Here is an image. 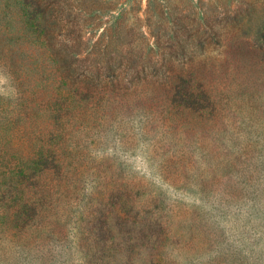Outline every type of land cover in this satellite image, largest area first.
<instances>
[{
	"label": "rangeland",
	"instance_id": "obj_1",
	"mask_svg": "<svg viewBox=\"0 0 264 264\" xmlns=\"http://www.w3.org/2000/svg\"><path fill=\"white\" fill-rule=\"evenodd\" d=\"M169 1L199 9L198 0ZM160 2L119 0L115 14L135 9L145 22ZM217 2L202 0L203 10ZM104 22L84 40L96 42ZM63 26L57 41L67 39ZM223 33L201 60L216 65L209 81L226 94L224 119L185 137L167 133L150 103L104 108L67 126L59 170L51 109L20 106L25 90L49 80L50 54L42 37L0 43V264H264V65L251 49L227 52L241 34Z\"/></svg>",
	"mask_w": 264,
	"mask_h": 264
},
{
	"label": "trees",
	"instance_id": "obj_2",
	"mask_svg": "<svg viewBox=\"0 0 264 264\" xmlns=\"http://www.w3.org/2000/svg\"><path fill=\"white\" fill-rule=\"evenodd\" d=\"M198 1V11L184 13L178 4L163 0L155 14H147L145 22L135 9L131 15L125 10L116 15L119 0L6 2L0 43L10 45L28 37H42L50 54L49 80L42 81L38 89L25 90L20 106L34 112L38 106L34 103L40 102L51 109L56 170L61 168L60 157L66 152V142L61 139L67 126L75 127L81 118H93L104 108L129 109L141 102L150 103L157 108L167 133L177 131L185 137L196 128L224 119L221 107L226 94L209 81V77L215 79L216 65L209 58H201L222 46L223 29L231 27L241 35L227 44V52L251 49L255 62L264 65V7L239 0L232 8L218 0L205 11L202 0ZM59 21L66 27L64 41H57L61 34L53 32ZM103 21L105 28L97 41L91 44L84 40L88 34L93 36ZM247 33L252 38L250 46L246 45ZM19 51L23 52L19 49L15 53ZM9 52L15 54L11 49ZM122 81H127L125 87ZM20 82L29 85L31 81L24 77ZM47 86L52 87L49 93L45 92ZM50 186L59 192L57 175Z\"/></svg>",
	"mask_w": 264,
	"mask_h": 264
}]
</instances>
